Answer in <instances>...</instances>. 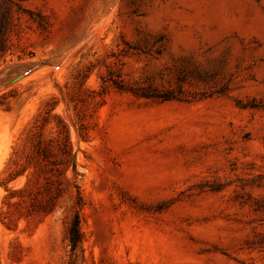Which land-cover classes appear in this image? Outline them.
I'll return each instance as SVG.
<instances>
[{"label": "rangeland", "instance_id": "obj_1", "mask_svg": "<svg viewBox=\"0 0 264 264\" xmlns=\"http://www.w3.org/2000/svg\"><path fill=\"white\" fill-rule=\"evenodd\" d=\"M0 264H264V0H0Z\"/></svg>", "mask_w": 264, "mask_h": 264}, {"label": "trees", "instance_id": "obj_2", "mask_svg": "<svg viewBox=\"0 0 264 264\" xmlns=\"http://www.w3.org/2000/svg\"><path fill=\"white\" fill-rule=\"evenodd\" d=\"M58 164V163H56ZM68 171H71V176L67 175ZM56 183L58 188L70 189L71 186H75V179L77 178L78 172L76 170L75 155L72 151L71 146L67 145L60 150V161L59 164L55 167ZM59 191V190H58ZM71 231L73 237L71 240H75L79 234L78 229V219L72 221Z\"/></svg>", "mask_w": 264, "mask_h": 264}]
</instances>
